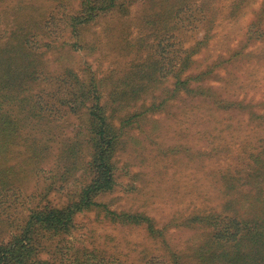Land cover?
<instances>
[{"label":"rangeland","instance_id":"rangeland-1","mask_svg":"<svg viewBox=\"0 0 264 264\" xmlns=\"http://www.w3.org/2000/svg\"><path fill=\"white\" fill-rule=\"evenodd\" d=\"M83 1L0 0V243L23 234L33 212L77 201L92 180L96 100L72 97L96 85L122 132L116 186L96 198L107 209L77 213L67 232L42 237L38 255L231 264L225 241L209 261L194 260L224 229L192 216L264 213V0H121L76 25Z\"/></svg>","mask_w":264,"mask_h":264},{"label":"trees","instance_id":"trees-1","mask_svg":"<svg viewBox=\"0 0 264 264\" xmlns=\"http://www.w3.org/2000/svg\"><path fill=\"white\" fill-rule=\"evenodd\" d=\"M120 1L84 0L82 12L73 17L72 22L76 25L88 23L104 11L115 7L118 3L123 6L124 3L122 4ZM94 86L91 91L83 92L82 95L75 93L72 97L74 103H77L79 99L85 100L89 96L93 101L94 99L96 100L89 108L91 115L88 123L89 130L91 129L93 133L92 141L94 147L92 160L89 162V166L93 168L94 172L92 180L78 194L77 197L79 198H77V201L68 204L62 209L46 207L42 211L33 212L25 225L23 234L14 236L11 242L0 243V264H54L53 260L44 259L38 255L39 252L37 250L42 244V237L48 233L67 232V230L72 228L77 213L104 206L105 204L99 203L96 198L114 190L116 186L115 164L113 162L114 147L122 132H116L112 123L117 108L112 111L108 110L106 107L108 103H101V100H99L100 93H98L96 85ZM133 97H136L135 93ZM69 101L71 100L69 99ZM114 101H117V98ZM163 104L164 102L154 103L149 109H158ZM70 107L72 108L71 104ZM145 113L146 111L134 112V114L126 116L121 126L126 127L132 124ZM105 208L107 209L106 205ZM236 213L233 212L231 216L221 220L219 216L206 212H199L192 216L196 219L206 218L210 215L214 222H222V229H224L212 242L206 240V243L193 257L196 262L209 261L217 252L214 251V246L225 241L229 246L233 245L230 247L229 254H226V259L231 264H264V213L257 209L254 212V217L258 219L253 221L251 219L254 217L250 220H245L236 215ZM122 215L136 223L148 221L150 230L152 232L158 231L153 223L154 220L148 216L129 212H124L120 216ZM249 222L253 226L252 232H246L245 230ZM244 240L250 241L251 244L244 245L242 243Z\"/></svg>","mask_w":264,"mask_h":264}]
</instances>
